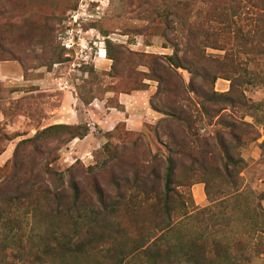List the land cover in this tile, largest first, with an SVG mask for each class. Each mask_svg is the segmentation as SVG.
I'll return each mask as SVG.
<instances>
[{"label": "rangeland", "instance_id": "1", "mask_svg": "<svg viewBox=\"0 0 264 264\" xmlns=\"http://www.w3.org/2000/svg\"><path fill=\"white\" fill-rule=\"evenodd\" d=\"M169 159L206 263L264 264L261 0H0V264H147Z\"/></svg>", "mask_w": 264, "mask_h": 264}, {"label": "trees", "instance_id": "2", "mask_svg": "<svg viewBox=\"0 0 264 264\" xmlns=\"http://www.w3.org/2000/svg\"><path fill=\"white\" fill-rule=\"evenodd\" d=\"M262 3H264V0H261ZM110 56V55H109ZM171 61H173L172 57H169ZM68 129V126L64 125H55L52 127H49L45 129L44 132H47L49 130H55V129ZM89 132V129H86L85 133L83 135H74V138H83L87 135ZM236 164V163H235ZM227 172V169H226ZM173 162L171 159L168 160V170L164 177V187L165 192L163 195L158 194V192L155 190V186H152L150 188H147V199L149 198H155L157 199L154 203V212L156 214V218L159 220L157 221V226L155 227V230L158 232H161V235L153 240L152 243H148V241L155 238L153 233L147 232V249L141 250L136 249L135 251L141 252L143 256L147 257V264H207L206 259L209 255H212V260H218L221 262H228L231 260V257L224 252L221 240H211V244H209L208 237L204 236V232L206 225H202L205 221H211L213 219H218L217 215L212 218L211 216H205L203 215L200 219L197 221L195 220L198 215L191 216V218L187 219L186 223L180 222L174 224L172 223V217L171 212L173 211L172 205L175 204V200L179 198L178 194L174 195V191L172 189V183H173ZM230 175V174H228ZM208 187V184H207ZM209 195V192H207ZM77 197V195H75ZM240 196H236L235 200H237ZM56 199L58 197H55ZM182 205V207L185 209L187 203H185L182 200H178V205ZM234 206H238L237 203H234ZM114 210H112L113 212ZM111 211H107L106 215H110ZM188 215L186 211H184V216ZM163 216L165 218H163ZM264 216V213L262 212V217ZM95 218V217H94ZM83 219V218H81ZM1 220V217H0ZM97 220V219H95ZM103 220V219H102ZM156 219H154L155 221ZM153 221V222H154ZM194 221L199 225H194ZM218 221V220H217ZM80 222V221H78ZM181 223V224H180ZM260 222L256 221L253 223H249V226H258ZM261 225H263V222H261ZM201 228V229H200ZM78 234L73 235L72 239L75 237L76 239L69 240L66 243H63L65 246H72L73 250H69L68 253L71 254V260L69 258V261L66 264H80V258L82 256L86 257H92L91 256V250L87 248V244L83 242H78L79 237V231H77ZM224 233V232H222ZM1 235V233H0ZM227 236L225 235V238ZM4 239V238H3ZM203 239V240H202ZM229 239V238H228ZM232 240V239H230ZM173 242L174 244H169L170 242ZM242 243L241 249L245 250L246 246L244 244V241L241 239L239 240ZM4 242V240H3ZM73 242V243H72ZM100 242V241H98ZM149 244V245H148ZM261 244H259L257 247H259ZM215 248L217 252L220 251V253L213 254L212 248ZM87 249V250H86ZM140 250V251H138ZM222 250V251H221ZM212 251V252H211ZM259 252L264 253V244H262L261 247H259ZM67 254V251L63 252V256L65 257ZM129 253L126 251H122L119 253L120 255V262L123 261V259L128 255Z\"/></svg>", "mask_w": 264, "mask_h": 264}, {"label": "bare ground", "instance_id": "3", "mask_svg": "<svg viewBox=\"0 0 264 264\" xmlns=\"http://www.w3.org/2000/svg\"><path fill=\"white\" fill-rule=\"evenodd\" d=\"M101 58H106L104 52H101Z\"/></svg>", "mask_w": 264, "mask_h": 264}]
</instances>
